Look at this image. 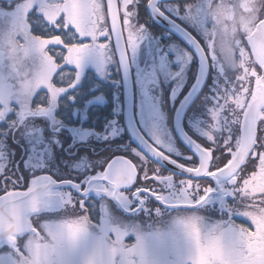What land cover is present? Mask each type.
<instances>
[{
  "label": "snow or ice",
  "instance_id": "1",
  "mask_svg": "<svg viewBox=\"0 0 264 264\" xmlns=\"http://www.w3.org/2000/svg\"><path fill=\"white\" fill-rule=\"evenodd\" d=\"M135 3L4 0L0 122L58 127L49 117L63 101L87 100L86 63L107 66L116 54L127 68L129 50L134 58L144 38ZM197 21L200 59L224 77L211 96L204 142L189 138L179 162L156 137L150 156L133 149L131 158L86 167L75 179L27 180L0 166V249H8L0 264H264V0H207ZM77 87L82 95H69ZM205 212L222 219L210 224ZM145 219L165 226L145 229L138 223Z\"/></svg>",
  "mask_w": 264,
  "mask_h": 264
},
{
  "label": "flooded vegetation",
  "instance_id": "2",
  "mask_svg": "<svg viewBox=\"0 0 264 264\" xmlns=\"http://www.w3.org/2000/svg\"><path fill=\"white\" fill-rule=\"evenodd\" d=\"M3 2L0 0V4ZM206 3L207 0H159L153 5L204 44L197 11L203 9ZM149 5V0H136L132 9L134 23L142 26L144 38L134 58L129 50L133 84L131 94L126 92L116 54L107 66L86 63L80 70V83L87 84V100H78L75 104L63 101L55 117H49L58 127H52L47 120L28 119L21 122L18 117L14 124L11 121L0 122V166L22 173L27 180L33 175L45 174L53 175L54 179H75L82 176L86 167L102 170L101 166L106 167L107 163L128 156L133 149L148 155L133 140L129 127L132 116L150 143L156 146L155 138L158 137L162 150L167 149L173 159L183 162L190 148L176 131L175 114L195 81L199 62L195 52L176 33L155 19ZM71 76L68 71L64 74L65 80L71 79ZM217 84L223 86L224 77L208 62L207 79L183 114L182 130L187 137L201 143L204 142L202 132L209 121L211 96L217 90ZM73 94L80 97L82 90L79 87L75 93L70 90L69 95ZM113 128L116 129L115 138L111 136ZM41 129L42 136L33 135L34 132L40 133ZM105 133L109 134L108 139H104ZM53 140L58 143H53ZM42 141H47L46 147ZM45 162L47 168L44 167ZM201 215L211 223L222 219L219 212ZM138 223H142L145 229L148 224L155 227L164 224L147 219ZM134 239V235L126 237L125 242L134 243Z\"/></svg>",
  "mask_w": 264,
  "mask_h": 264
},
{
  "label": "water",
  "instance_id": "3",
  "mask_svg": "<svg viewBox=\"0 0 264 264\" xmlns=\"http://www.w3.org/2000/svg\"><path fill=\"white\" fill-rule=\"evenodd\" d=\"M159 0H152V5H149L150 11L152 12L155 19L164 27H167L172 32L176 33L196 54L199 62V68L197 72V76L195 78V81L191 85L190 89L187 91L185 96L183 97L182 101L180 102L176 114H175V127L176 131L179 135V137L188 144L189 137H187V134L182 130V118L185 110L187 109L188 105L193 101V99L198 95L200 90L202 89L208 75V63H204L201 61L199 53L195 47V44L193 43V40H196V37L189 32L187 29L182 27L178 22L174 21L171 17L164 14L162 11H160L153 3H157ZM11 2V0H9ZM118 57V56H117ZM119 61V58H118ZM126 64L127 68H125L124 65H120V70L123 74L124 83L126 92H130L133 90V84H132V77H131V68L129 63V57H126ZM131 104V103H130ZM131 121V120H130ZM130 129L133 132V140L136 143V145L144 152H146L149 156L150 153L148 152L147 145L151 144L140 132L138 129L134 117L132 116L131 124L129 125ZM152 145V144H151ZM154 146V145H153ZM161 164H166L167 162L161 161ZM167 166L174 168L175 165L167 164Z\"/></svg>",
  "mask_w": 264,
  "mask_h": 264
},
{
  "label": "rangeland",
  "instance_id": "4",
  "mask_svg": "<svg viewBox=\"0 0 264 264\" xmlns=\"http://www.w3.org/2000/svg\"><path fill=\"white\" fill-rule=\"evenodd\" d=\"M208 223H210L211 224V222H208ZM165 226V224H163V225H161V226H159V227H164ZM134 242H135V239H134Z\"/></svg>",
  "mask_w": 264,
  "mask_h": 264
}]
</instances>
